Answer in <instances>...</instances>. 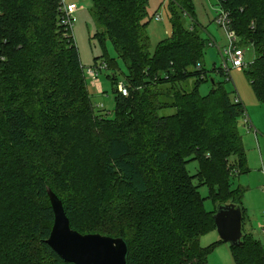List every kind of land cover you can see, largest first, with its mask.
Wrapping results in <instances>:
<instances>
[{"label":"trees","instance_id":"obj_1","mask_svg":"<svg viewBox=\"0 0 264 264\" xmlns=\"http://www.w3.org/2000/svg\"><path fill=\"white\" fill-rule=\"evenodd\" d=\"M89 1L94 37L111 42L127 71V95L116 73L106 75L112 112L93 107L62 0H0V264H73L46 243L54 219L47 188L72 229L123 238L125 264H208L222 240L199 244L216 229V208H204L193 180L216 206L244 213L243 189L230 187V175L246 169L243 104L204 67L208 40L195 22L185 24L195 18L191 0H168L171 36L153 51L148 0ZM217 3L239 45L252 48L246 78L264 106V0ZM204 80L213 87L201 95ZM230 251L234 264H264V242L252 233L242 231Z\"/></svg>","mask_w":264,"mask_h":264},{"label":"rangeland","instance_id":"obj_2","mask_svg":"<svg viewBox=\"0 0 264 264\" xmlns=\"http://www.w3.org/2000/svg\"><path fill=\"white\" fill-rule=\"evenodd\" d=\"M191 1L195 20L191 19L189 16H186L185 24L186 26H189L191 22H195V26L200 30L203 38L208 40L206 51L203 57L204 67L206 70L210 71L212 75L211 78H214L216 82L223 83V86L228 93L234 94L232 92H235L239 94L241 101L244 103V108L249 111L250 115H252L250 111L251 106L248 104L249 102L254 101V99L257 100V98L246 78L245 69L232 68L231 63L227 61L228 67L230 68L229 76H227L229 79L226 80L225 76H220L213 72L215 67L222 65V53L224 52V49L228 43L224 30L215 21L216 16L221 9L217 3L218 0ZM62 2L65 5L69 3H75L78 7V9L72 15L73 21L71 25V33L77 46L80 62L84 67V70H86L87 67L93 66L96 62L100 63L105 57L115 61L113 64L116 66L115 70L106 68L101 70L98 75V81L101 84V89L103 91L102 93L97 92L99 90L97 87L91 85L89 79L87 81V89L91 96L93 107H96L95 109H97V105H102V108L112 112L114 108L113 96L115 86H112L110 78H108L106 75H110L114 72L116 73V79L118 82H125V76L127 73L125 65L120 59L117 58L115 50L109 40L100 42L94 37V34L99 30V27L97 26L94 17L91 14L90 1L62 0ZM167 5L168 0H148L146 9V20L148 21L146 25V31L147 35L149 36L150 51H153L155 45L161 40L171 36V23ZM155 12L161 13L162 18L160 20H155L153 18ZM211 40H214L213 44H210ZM241 47L244 50V61L246 63L251 62L253 59L252 48L249 45ZM95 57L97 58L95 59ZM193 81L194 78H190L189 81H187L186 87L188 89L192 87ZM212 87L213 86L210 80H204L200 83L199 93L201 95H205L212 89ZM262 107L264 108L263 105ZM165 113H172V109L165 110ZM109 115L112 117L113 113H110ZM241 118H244V114ZM249 124L250 123L246 124V126L248 127ZM243 141L246 142V139L242 140V144ZM244 144L243 147L245 151L246 169L240 172L234 171V173L230 175V187L232 189H243L241 203L243 209L245 210L244 214L246 215V222L243 226V230L251 232L256 238H259L262 242H264V165L262 164L259 155V150L261 148L260 154H262L264 157V147L261 146L259 147V150H256V153L259 155L258 164L257 160L251 157L253 152H255V146H250L249 149L247 143ZM255 144L257 148V143ZM186 167L190 174H195L197 172L198 163L195 160H191L187 163ZM193 182L198 185L199 193L203 199L204 208L207 211H213L216 208V205L209 196V189L207 185L200 183L198 179H194ZM243 221L244 218H242V222ZM207 233H205L206 235L202 234L199 237V244L202 247L207 246V244L210 242L209 237L211 236ZM214 233L218 239L219 235L216 229L214 230ZM209 244L212 243L210 242ZM229 249V243L224 241L216 243L214 248L208 254V264H234L231 251Z\"/></svg>","mask_w":264,"mask_h":264},{"label":"water","instance_id":"obj_3","mask_svg":"<svg viewBox=\"0 0 264 264\" xmlns=\"http://www.w3.org/2000/svg\"><path fill=\"white\" fill-rule=\"evenodd\" d=\"M47 194L54 219L46 243L73 264H125L127 245L123 238L99 233L82 234L70 226L61 200L50 189ZM219 238L229 245L241 244L242 211L235 204H218L213 214Z\"/></svg>","mask_w":264,"mask_h":264},{"label":"built area","instance_id":"obj_4","mask_svg":"<svg viewBox=\"0 0 264 264\" xmlns=\"http://www.w3.org/2000/svg\"><path fill=\"white\" fill-rule=\"evenodd\" d=\"M77 9L78 7L75 3L62 5V12H63L62 23L65 26L71 27L73 21L72 15ZM153 18L155 20H160L162 18V15L160 12H155ZM215 21L224 30L228 42L224 49V52L222 53V57H223L222 65L219 67L223 70L226 79H229V77L227 76H229L230 68L228 67L227 61H229L232 65V68L235 69H241V68L245 69L250 62L246 63L244 61V50L239 45L240 42L239 37L231 27V19L229 13L221 8L220 12L216 16ZM213 43L214 40H211L210 44ZM106 68H107L106 63L104 61H101L99 64L87 67L85 70L91 85L97 87V89L99 90L98 92L100 93H102V89H101V84L98 81V75L101 70ZM116 87L118 92L121 93L122 95L128 94V87L125 84V82L122 81L117 82ZM235 101L240 102V98L237 93L235 94ZM97 107L100 108L102 107V105H97ZM244 122L246 124L249 123V119L246 115V112H244ZM263 219H264V213H263ZM263 231H264V220H263Z\"/></svg>","mask_w":264,"mask_h":264},{"label":"crops","instance_id":"obj_5","mask_svg":"<svg viewBox=\"0 0 264 264\" xmlns=\"http://www.w3.org/2000/svg\"><path fill=\"white\" fill-rule=\"evenodd\" d=\"M238 96H239V94H238ZM239 98H240V96H239ZM240 102H242L243 107H244V103H243V101H241V98H240ZM248 105L251 106L250 111H251L252 115H250L249 111L246 110L245 108H244V111L246 112V115L249 119L250 124L247 127L246 124L244 123V118H241V121L239 122V132L241 134V139L242 140L246 139V142L243 141V144L247 143L249 149H250V146L251 147L255 146L254 147L255 152H253L251 157H253L255 160H257V162L259 164L258 157L260 155L261 162L264 165V157L262 154H260L261 148L259 150V147H261V146L264 147V108L262 107V104H260L259 101L257 102L256 99H254V101L249 102ZM255 143H257V148H256ZM244 146H245V144H244ZM256 150H259V155L256 153L257 152ZM246 154H247V150H246ZM245 216L246 215L243 213L242 218H244V221L242 222V231L251 233L249 231L243 230V226L245 225V222H246ZM214 230L213 231L211 230V232L207 233V234H210V236H211V237H209V241L211 243L218 242V240H219V238L217 239V237L214 233ZM205 235H203V236H205Z\"/></svg>","mask_w":264,"mask_h":264}]
</instances>
